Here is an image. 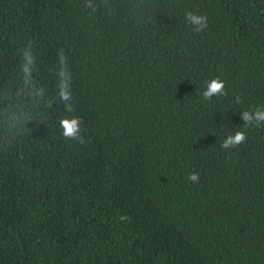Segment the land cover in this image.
Here are the masks:
<instances>
[{
  "label": "trees",
  "instance_id": "16d2710c",
  "mask_svg": "<svg viewBox=\"0 0 264 264\" xmlns=\"http://www.w3.org/2000/svg\"><path fill=\"white\" fill-rule=\"evenodd\" d=\"M29 43L51 107L21 91ZM216 77L227 95L202 101ZM256 108L264 0H0V264H264V127L241 118Z\"/></svg>",
  "mask_w": 264,
  "mask_h": 264
},
{
  "label": "clouds",
  "instance_id": "9594fccd",
  "mask_svg": "<svg viewBox=\"0 0 264 264\" xmlns=\"http://www.w3.org/2000/svg\"><path fill=\"white\" fill-rule=\"evenodd\" d=\"M185 21L190 24L193 31L196 33L203 32L208 27V18L205 15L197 14L192 11L185 13ZM58 67L55 69V74L58 78L57 83V99L63 103L66 112L74 113L75 105L73 104V93L71 89V74L67 68L66 57L63 52H60ZM37 57L33 52L32 44L22 48V63L20 65L22 72L23 89L22 92L32 96L34 101L43 102L46 106L51 107L53 101L47 99L46 90L39 87L35 82L34 70L36 68ZM202 101H211L213 97L226 96L225 82L219 77L206 81L205 90L198 92ZM239 100V97H237ZM242 120L246 123L244 128L264 127V108H256L254 110L242 111ZM59 128L63 137L70 141H79L83 143L84 137L81 135L82 121L77 116H65L59 121ZM8 127H15V118L8 124ZM245 131H236L234 134L228 135L221 143L222 149L235 148L246 141ZM191 182H199V174L191 173L188 176ZM121 221L127 219L126 216L119 218Z\"/></svg>",
  "mask_w": 264,
  "mask_h": 264
}]
</instances>
